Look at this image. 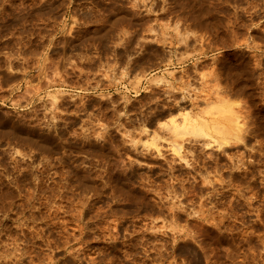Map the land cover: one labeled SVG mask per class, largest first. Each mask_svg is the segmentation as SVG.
I'll list each match as a JSON object with an SVG mask.
<instances>
[{"label":"rangeland","instance_id":"374dc122","mask_svg":"<svg viewBox=\"0 0 264 264\" xmlns=\"http://www.w3.org/2000/svg\"><path fill=\"white\" fill-rule=\"evenodd\" d=\"M263 178L264 0H0V264H264Z\"/></svg>","mask_w":264,"mask_h":264},{"label":"bare ground","instance_id":"6f19581e","mask_svg":"<svg viewBox=\"0 0 264 264\" xmlns=\"http://www.w3.org/2000/svg\"><path fill=\"white\" fill-rule=\"evenodd\" d=\"M192 114H193V113H192ZM195 116H196V115H195ZM235 117H236V116H235ZM238 118H239V116H238ZM234 120H235V119H234ZM238 120H239V119H238ZM173 121H174V120H173ZM237 122H238V121H237ZM239 122H240V121H239ZM200 123H201V122H200ZM200 123H199V121L194 117V115L192 116L191 113H190V115L187 114V115L184 116L180 121H178V122H177V121H174V122H173V126H174L173 130L175 129L177 133H178V132H182L183 130H192V131H195V133H197V132H199V133H203L204 130H203V127L200 125ZM237 124H238V123H237ZM239 127H240V126H239ZM176 132H175V133H176ZM203 134H204V133H203ZM205 134H207V133H205ZM207 135H208V134H207ZM235 135H237V134H235ZM237 136L241 137L242 135L240 136V134H239V135H237ZM235 138H236V137H235ZM237 138H238V137H237ZM237 138H236V139H237ZM217 140H219V139H217ZM242 140H244V139L242 138ZM234 141H235V140H234ZM209 142H210V141H209ZM236 142H238V141H236ZM240 142H241V141H240ZM242 142H243V141H242ZM242 142H241V144H242ZM244 142H245V141H244ZM206 143H207V142H206ZM215 143H217L216 140H215ZM231 143H232V142H231ZM217 144H218V143H217ZM222 144L225 145V150H226L227 145H228V144L230 145V139H229V140H225V141L223 140V143H222ZM245 144H248V143L245 142ZM245 144H243L242 146H245ZM206 145H207V144H206ZM210 145H211V144H210ZM237 145H238V143H237ZM218 146H219V144H218ZM220 147L222 148V146H220ZM248 147H249V146H248ZM248 147H247V145H246V147H244V150H245V148H248ZM223 148H224V146H223ZM229 148H230V147H229ZM240 148H241V145H240ZM175 149H176V148H175ZM175 149H174V150H175ZM177 149H178V148H177ZM241 149H243V147H242ZM220 150H222V149H220ZM223 150H224V149H223ZM223 150H222V151H223ZM244 150H243V151H244ZM175 151H176V150H175ZM177 151H178V150H177ZM226 151H227V150H226ZM226 151H225V152H226ZM247 151H248V150H247ZM223 152H224V151H223ZM178 153H180V152H178ZM246 153H247V152H246ZM178 156H181V155H178ZM241 158H242V157H241ZM238 160H240V159H238ZM249 161H250V160H249ZM241 162H244V161L241 159L240 163H241ZM245 162H248V161H245ZM250 162H251V161H250ZM240 163H239V164H240ZM241 164L244 165V164H247V163H241ZM248 164H250V163H248ZM251 164H252V163H251ZM251 164H250V165H251ZM253 165H255V163H254ZM244 167H245V165H244ZM191 168L193 169V167H191ZM194 168L197 169V167H194ZM250 168H251V167L249 166V169H250ZM252 168H254V167L252 166ZM196 169H193V170L197 171L198 169H197V170H196ZM238 169H240V167H239ZM238 169H236V170H238ZM255 170H256V169H255ZM255 170H254V171H255ZM231 171H232V170H231ZM231 171H230V173H231ZM239 171H241V173H242L244 170H243V171H242V170H239ZM239 171H237V172H239ZM257 171H258V170H257ZM233 172H234V171H233ZM233 172H232V173H233ZM244 172H245V171H244ZM249 172H250V170H249ZM258 172H259V171H258ZM258 172H257V173H258ZM234 173H235L234 176H237V175H238L236 172H234ZM241 173H240V174H241ZM247 173H248V171H247ZM250 173H251V172H250ZM259 173H260V172H259ZM236 174H237V175H236ZM240 174H239V175H240ZM244 174H245V173H244ZM248 174H249V173H248ZM248 174H247V175H248ZM253 174H254V173H253ZM253 174H252V175H253ZM255 174H256V172H255ZM261 174H262V173H261ZM257 175H259V174H257ZM244 176H245V175H244ZM250 176H251V175H250ZM250 176L248 175V178H249ZM237 177H238V176H237ZM237 177H236V178H237ZM256 177H257V176H256ZM243 178H244V177H243ZM241 179H242V177H240V180H241ZM251 179H252V177H251ZM263 179H264V178H263ZM240 180H239V181H240ZM245 180L247 181V178H246ZM253 180H254V178H253ZM255 180H256V179H255ZM257 180H258V181H257ZM257 180H256V181H257L258 184H259V183L261 182V180H260V181H259V179H257ZM256 181H255V183H256ZM242 182H243V181H242ZM248 183H249V181H248ZM258 184H257V185H258ZM228 185H229L228 187H230V184H228ZM252 185H253V184H252ZM254 185H255V184H254ZM260 185H261V183H260ZM262 185H263V183H262ZM228 187H227V188H228ZM232 187H233V186H232ZM255 187H258V186H255ZM227 188H226V189H227ZM235 188H236V187H235ZM258 188H259V187H258ZM262 188L264 189L263 186H262ZM221 189H223V187H222ZM226 189H225V190H226ZM228 189H229V188H228ZM263 189H262V190H263ZM230 190H232V189H230ZM217 191H219V190H216V192H217ZM226 191H229V190H226ZM263 191H264V190H263ZM220 192H221V190H220ZM260 192H261V190H260ZM221 193H222V192H221ZM227 193H228V192H227ZM215 195H216V194H215ZM220 195H221V194H220ZM225 195H226L225 193H224V195L222 194V196H225ZM211 196H212V195H211ZM211 196H210V197H211ZM222 196H221V199H222ZM210 197L208 196V198H210ZM218 197H219V194H218ZM215 198H216V197H215ZM225 198H226V197H225ZM213 199H214V198H213ZM218 199H219V198H218ZM218 199H217V200H218ZM210 200H211V198H210ZM219 200H220V199H219ZM212 203H213V201H212ZM216 203H220V202H216ZM213 204H214V203H213ZM215 205H217V204H214V206H215ZM231 206L233 207L232 204H231ZM175 207H176V206H175ZM182 208L184 209V207H182ZM182 208H179V206H178V208L175 209L174 211H173V210L170 211V212H171V215H172L173 217H175V219H177L178 217H181L183 214L186 213L185 210H187V209H184V211H182V212H185V213L182 214V212H181V209H182ZM171 209H173V208H171ZM183 209H182V210H183ZM208 210H209V209H208ZM158 211H160V209H158ZM161 211L163 212V210H161ZM199 211H200V210H198L197 215H198V214L200 215ZM201 211L203 212V210H201ZM201 211H200V212H201ZM162 212H161V214H162ZM168 212H169V211H168ZM187 212H188V210H187ZM209 213H211V212H209ZM188 214H189V213H188ZM190 214H191V213H190ZM190 214H189V215H190ZM193 214H194V213H193ZM215 214H216V213H215ZM218 214H219V213H218ZM220 214H221V213H220ZM185 215H186V214H185ZM189 215H188L186 218L184 217L187 221L190 219L189 217H191V216H189ZM194 215H195V214H194ZM201 215H202V213H201ZM209 215H211V214H209ZM224 215H226V214H223V216L221 215V218H222V217L224 218V217H225ZM168 216H170V215H168ZM213 216H214V212H213ZM219 216H220V215H219ZM173 217H172V218H173ZM182 217H183V216H182ZM193 217H194V216H193ZM196 217H197V216H196ZM200 217H201V216H200ZM202 217H204V215H203ZM207 217H208V216H207ZM210 217H211V216H210ZM216 217H217V215H216L215 217H212V218L215 219ZM194 219H195V217H194ZM204 219H206V218H204ZM207 219H209V218H207ZM219 220H220V218H219ZM191 221H192V219H191ZM197 221H198V220H197ZM202 221H203V220H202ZM202 221H200V222H202ZM221 221H224V220H221ZM120 222H121V221H120ZM196 223H197V222H195V224H196ZM198 223H199V222H198ZM198 223H197V224H198ZM199 224H200V223H199ZM199 224H198V225H199ZM119 225L121 226V223H120ZM119 225H117V226H119ZM188 225H189V221H188ZM202 225L204 226L205 224H203V222H202ZM165 226H166V225H165ZM192 226H194V224H193ZM192 226H191V227H192ZM203 226L200 225V227H203ZM206 226H207V225H206ZM206 226H204L203 228H204V229H207L208 227L206 228ZM163 227H164V226H163ZM169 227H170V226H169ZM173 227H174V226H173ZM173 227H172V228H173ZM183 227H185V226H183ZM188 227H189V226H188ZM198 227H199V226H198ZM120 228H121V227H120ZM165 228H167V227H165ZM172 228H170V229H172ZM149 229H150V228H148V230H149ZM151 229H152V228H151ZM174 229H175V228H174ZM182 229H183V228H182ZM185 229H186V228H185ZM185 229H183V230H185ZM187 229H189V228H187ZM191 229H192V228H191ZM204 229L202 230V228H199V230H198L197 227H196L194 231H197V230H198V231H197V232H194V233L199 234L198 232H199L200 230H202L203 232H204V231H207V230H204ZM175 230H176V229H175ZM180 230H181V229H180ZM158 231H159V230H158ZM160 231H161V230H160ZM170 231H171V230H170ZM172 231H173V230H172ZM178 231H179V230H178ZM191 231H192V230H191ZM202 231H200V234H201ZM164 232H166V230H164ZM164 232H162V233H164ZM181 232H182V230H181ZM184 232H186V231H184ZM188 232H190V231H188ZM188 232H187V234H188ZM203 232H202V233H203ZM162 233L159 232V234H162ZM167 233H168V232H167ZM167 233H166V236L168 235ZM177 233H178V232H177ZM191 233H193V232H191ZM191 233H189V234H191ZM171 234H172V233H171ZM187 234H186V235L184 234V235H185V236H188L189 234H188V235H187ZM203 234H204V233H203ZM164 235H165V234H164ZM169 235H170V234H169ZM169 235H168V236H169ZM173 235H174V234H173ZM173 235H172V236H173ZM179 235H180V234H179ZM201 235H202V234H201ZM162 236H163V235H162ZM172 236H169V238H171ZM163 237H165V236H163ZM154 238H155V237H154ZM166 238H168V237H166ZM172 238H174V237H172ZM175 238H176V236H175ZM171 240H172V239H171ZM171 240H170V241H171ZM173 240H174V239H173ZM175 242H176V240H175ZM166 243H167V242H165L164 244L166 245ZM169 243H171V242H169ZM172 243H173V242H172ZM172 243H171V244H172ZM161 244H162V243H161ZM171 244H170V245H171ZM167 245H168V243H167ZM167 245H166V246H167ZM127 246H129V245H127ZM131 246H132V244H131ZM131 246H129V247H131ZM134 246H136V245H134ZM159 246H161V245H159ZM173 246H174V245H173ZM132 247H133V246H132ZM156 247H158V246H156ZM161 247H162V246H161ZM161 247H158V248L160 249ZM167 247H170V246H167ZM175 247H176V246H175ZM163 248H164V245H163ZM173 248H174V247H173ZM164 249L166 250V247H165ZM168 249H170V248H168ZM168 249H167V250H168ZM174 249H175V248H174ZM160 250H161V249H160ZM162 250H163V249H162ZM158 251H159V250H158ZM162 254H164V253H162Z\"/></svg>","mask_w":264,"mask_h":264}]
</instances>
